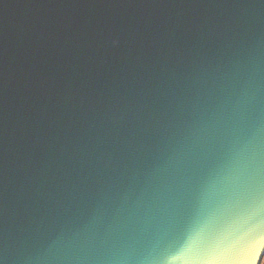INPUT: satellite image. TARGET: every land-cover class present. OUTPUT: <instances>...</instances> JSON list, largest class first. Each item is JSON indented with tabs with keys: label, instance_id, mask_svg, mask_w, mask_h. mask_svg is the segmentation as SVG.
Here are the masks:
<instances>
[{
	"label": "water",
	"instance_id": "95a60500",
	"mask_svg": "<svg viewBox=\"0 0 264 264\" xmlns=\"http://www.w3.org/2000/svg\"><path fill=\"white\" fill-rule=\"evenodd\" d=\"M264 0H0V264H260Z\"/></svg>",
	"mask_w": 264,
	"mask_h": 264
},
{
	"label": "trees",
	"instance_id": "16d2710c",
	"mask_svg": "<svg viewBox=\"0 0 264 264\" xmlns=\"http://www.w3.org/2000/svg\"><path fill=\"white\" fill-rule=\"evenodd\" d=\"M260 264H264V255H263V257H262V259L260 261Z\"/></svg>",
	"mask_w": 264,
	"mask_h": 264
}]
</instances>
